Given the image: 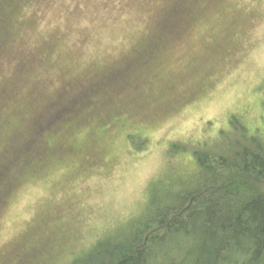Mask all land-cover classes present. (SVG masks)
<instances>
[{
	"label": "rangeland",
	"instance_id": "obj_1",
	"mask_svg": "<svg viewBox=\"0 0 264 264\" xmlns=\"http://www.w3.org/2000/svg\"><path fill=\"white\" fill-rule=\"evenodd\" d=\"M4 17L0 264H66L129 228L195 170L172 144L233 116L264 132V0H0Z\"/></svg>",
	"mask_w": 264,
	"mask_h": 264
},
{
	"label": "trees",
	"instance_id": "obj_2",
	"mask_svg": "<svg viewBox=\"0 0 264 264\" xmlns=\"http://www.w3.org/2000/svg\"><path fill=\"white\" fill-rule=\"evenodd\" d=\"M229 125L211 144H172L195 170L153 185L129 228L66 264H264V132L238 116Z\"/></svg>",
	"mask_w": 264,
	"mask_h": 264
}]
</instances>
